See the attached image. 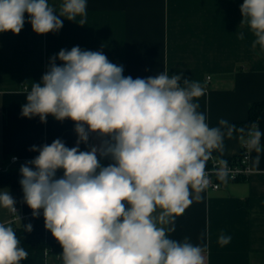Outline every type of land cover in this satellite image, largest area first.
Returning a JSON list of instances; mask_svg holds the SVG:
<instances>
[{
	"label": "clouds",
	"instance_id": "9594fccd",
	"mask_svg": "<svg viewBox=\"0 0 264 264\" xmlns=\"http://www.w3.org/2000/svg\"><path fill=\"white\" fill-rule=\"evenodd\" d=\"M240 12L252 47L264 52V0H243ZM62 18L86 25L87 0H62L59 11L49 0H0V33L19 34L26 22L38 35L57 33ZM25 91L23 117L71 120L78 137L73 147L59 138L33 145L38 155L19 169L23 202L33 218L42 211L45 229L62 248L61 264H206L207 232L196 244L188 236L174 239L176 221L203 202L212 175L228 183L231 170L221 158L226 139L237 137L250 157L255 152L251 166L258 168L264 152L258 121L237 127L220 118L212 126L201 110L206 88L199 81L168 71L134 79L102 51L79 46L50 57L41 80ZM93 134L97 145L89 143ZM101 158L111 162L105 166ZM209 161L216 165L211 172ZM15 205L0 190V209L20 222ZM231 240L221 233L218 243ZM28 256L11 222H0V264Z\"/></svg>",
	"mask_w": 264,
	"mask_h": 264
},
{
	"label": "crops",
	"instance_id": "0c3cea01",
	"mask_svg": "<svg viewBox=\"0 0 264 264\" xmlns=\"http://www.w3.org/2000/svg\"><path fill=\"white\" fill-rule=\"evenodd\" d=\"M62 0H49L59 11ZM243 0H87V24L79 25L62 18L57 33L38 35L25 23L19 34L0 33V169L5 167L19 139H34L41 145L61 139L66 146L76 145L77 134L71 120L63 122L49 116L21 115L26 87L39 82L47 71L49 59L61 49L79 46L102 51L108 59L124 66V75L134 79L183 72L184 78L199 81L206 88L200 98L209 123L220 118L230 123L248 119L249 107L264 101V52L252 47L254 39L246 24L241 25ZM27 21V14L25 16ZM80 18L77 17V20ZM243 33L245 38L239 39ZM59 65L61 62L56 61ZM264 132V111L258 119ZM89 143L99 141L93 134ZM264 145V137L261 140ZM244 146L237 138L226 139L223 157L239 155ZM81 151L88 146L81 143ZM19 161L36 155L29 151L17 154ZM38 155V154H37ZM256 156L253 152L250 157ZM252 168V166H251ZM246 179L230 182L217 191L208 189L201 203H193L176 221L172 238L200 243L207 232L206 264H264V152L257 169ZM16 201L20 222L6 209H0V222L13 228L32 224L29 234H45L44 219L32 217L23 202L20 188L0 186ZM221 233L231 235L229 244L221 246ZM21 264H61L57 256L44 250H30Z\"/></svg>",
	"mask_w": 264,
	"mask_h": 264
},
{
	"label": "trees",
	"instance_id": "16d2710c",
	"mask_svg": "<svg viewBox=\"0 0 264 264\" xmlns=\"http://www.w3.org/2000/svg\"><path fill=\"white\" fill-rule=\"evenodd\" d=\"M264 111V101L255 103L249 107L248 119L244 122H234L237 127L249 125L252 122L258 121L260 114ZM226 141V140H225ZM40 146L41 143L38 140L34 139H19L15 142L14 147L9 156L6 157V162L8 163L10 157L14 154H17L20 151H29L32 154L37 155L38 153L30 151V148L33 146ZM214 155H218L215 154ZM225 158V157H221ZM111 161L108 158H101V163L105 166ZM210 161L208 163V168L210 167ZM19 168H10L8 170L0 169V186H7L13 188H20L19 180L21 179V174ZM63 175V170L57 172V177ZM18 238L21 241V246L24 247L27 251L30 250H46L51 254L58 255L62 252V248L56 239L52 236L49 231L47 234H29L24 232L23 228L20 226H15L14 228Z\"/></svg>",
	"mask_w": 264,
	"mask_h": 264
},
{
	"label": "built area",
	"instance_id": "2783aa9c",
	"mask_svg": "<svg viewBox=\"0 0 264 264\" xmlns=\"http://www.w3.org/2000/svg\"><path fill=\"white\" fill-rule=\"evenodd\" d=\"M13 158L16 159L14 160ZM222 159L227 161L228 168L231 170L228 183L246 179L253 173L250 164V156L247 150L245 149V147L242 149L239 155L232 158H222ZM18 161H19V157L17 155H12L8 163L6 162L5 167L2 169L8 170L10 169L12 164ZM210 162L211 163L208 170L211 172L216 165H214L212 161ZM211 179H212V186L209 188L210 190L217 191L224 187L225 184L218 181L215 175H212ZM48 232L49 231L47 230L45 234H47Z\"/></svg>",
	"mask_w": 264,
	"mask_h": 264
}]
</instances>
